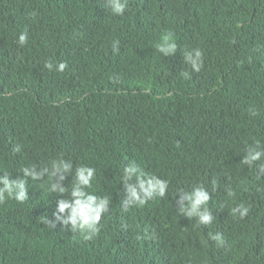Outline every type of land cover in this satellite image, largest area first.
Segmentation results:
<instances>
[{
    "label": "trees",
    "instance_id": "1",
    "mask_svg": "<svg viewBox=\"0 0 264 264\" xmlns=\"http://www.w3.org/2000/svg\"><path fill=\"white\" fill-rule=\"evenodd\" d=\"M164 36L172 55L157 50ZM195 49L199 72L185 58ZM257 141L264 147V0H127L123 15L110 0H0V177L27 181L23 203L0 200V264H264V158L242 162ZM60 158L73 162L55 177L66 193L48 191L47 172H23ZM131 162L169 186L124 211ZM81 164L96 169L85 190L110 200L88 240L58 208ZM201 185L209 225L180 213ZM240 203L243 219L231 214Z\"/></svg>",
    "mask_w": 264,
    "mask_h": 264
},
{
    "label": "clouds",
    "instance_id": "2",
    "mask_svg": "<svg viewBox=\"0 0 264 264\" xmlns=\"http://www.w3.org/2000/svg\"><path fill=\"white\" fill-rule=\"evenodd\" d=\"M114 5V12L119 15L124 14V9L127 7V0H110ZM27 33H22L19 36L18 43L23 46L26 43ZM157 50L164 55H172L177 48V45L172 42L170 36H164L162 42H158ZM185 58L188 64L191 65L193 71L199 72L203 66V55L200 49H195L194 54L192 52H185ZM49 70L53 69V64L47 62L45 65ZM66 67L65 63H60L57 71H63ZM181 75L188 78L189 74L182 72ZM19 151V147L17 148ZM261 158H264V147L260 145V142H256L255 147L248 149L247 155L243 159V163L248 165L250 168L253 167L254 163ZM73 171V162L71 160H53L51 162V170L45 168L41 172L34 170L33 166L23 167V172L26 177L30 176L34 181L41 179L45 173L48 175V184L50 188L48 191L58 190L61 193H66L67 188L61 186L58 181H55L57 173H60V180H64V173ZM96 169L87 165L81 164L75 169L74 179L71 184V191L69 199H61L59 201V212H64L65 209H71V214L65 219V223L69 220L72 222L73 231H79L85 240L92 239L98 232V224L104 213L109 210V197L99 196L93 194L85 189H91L92 182L95 179ZM135 179L136 184H130L129 181ZM123 182L127 187L128 197L124 200L122 208L124 211H128L133 206H144L149 200L154 197H165L168 190V181L159 178L155 175H146L141 169L131 162L127 166L123 167ZM26 179H20L13 181L8 176L0 177V200L5 197L14 198L16 201L23 203L27 198ZM212 189L216 190V181H212ZM19 189V191H16ZM229 197H234L235 193L229 189L227 191ZM211 197L209 192L203 187H194L191 191L185 192L181 198L180 213L187 215L188 217H196L198 225H209L213 220L211 211L207 208L201 210V205H207ZM186 200L187 203H183ZM249 213V207L243 203L231 209L233 217H239L243 219ZM212 240L218 241L223 244V239L219 234L213 235L209 233Z\"/></svg>",
    "mask_w": 264,
    "mask_h": 264
}]
</instances>
